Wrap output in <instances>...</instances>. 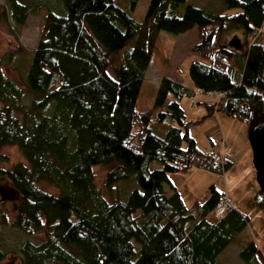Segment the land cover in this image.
Returning a JSON list of instances; mask_svg holds the SVG:
<instances>
[{
	"label": "trees",
	"instance_id": "1",
	"mask_svg": "<svg viewBox=\"0 0 264 264\" xmlns=\"http://www.w3.org/2000/svg\"><path fill=\"white\" fill-rule=\"evenodd\" d=\"M31 1L6 0L1 12L22 27L46 10L36 46L21 51L28 63L19 80L4 73L0 58V146L17 145L27 161L0 168L19 197L11 222L1 209L0 229L44 236L21 244L22 263L224 264L219 255L250 219L236 207L215 218L223 194L213 185L188 205L171 183L175 172L232 166L197 147L189 127L198 122L180 103L197 89L222 93L206 116L220 112L244 122L248 133L264 123V0H149L142 20L132 16L138 0H56L57 9ZM236 25L245 50L221 45ZM193 28V87L163 76L152 107L137 109L158 33ZM96 165L106 167L103 189ZM128 182L136 186L105 197ZM253 202L264 207L260 188ZM9 253L0 239V262ZM238 254L242 264H264L252 239Z\"/></svg>",
	"mask_w": 264,
	"mask_h": 264
},
{
	"label": "rangeland",
	"instance_id": "2",
	"mask_svg": "<svg viewBox=\"0 0 264 264\" xmlns=\"http://www.w3.org/2000/svg\"><path fill=\"white\" fill-rule=\"evenodd\" d=\"M23 1L32 2L31 0ZM200 1H202L201 4H203L204 0ZM148 2L149 0H138L135 9L132 11V16L135 19H143ZM49 3L54 9H57V6H59L56 0H49ZM5 7L6 0H0V58L3 60L4 73L14 80H19V77L26 69L28 63V60L23 56L21 51L23 49H32L36 46L40 37L46 10L41 9L37 14H30L22 27H15L10 25L5 17L1 15L2 10L6 9ZM62 9L64 12L63 7ZM238 11V9H230L227 12L234 13ZM223 36L229 38L224 40ZM223 36L221 37V45L223 47L236 49L231 45V41L237 38L241 43V46L238 49H246V37L241 26L236 25L228 28L223 33ZM196 42V28L180 34H173L166 31H160L158 33L151 61L145 71V78L136 101L137 109L144 110L152 107L154 94L159 85V81L163 76L177 80L182 78L185 85L189 87L193 85L189 75V64L197 56L192 51V47ZM117 58L115 57L112 59V70L117 64ZM218 99L219 95L196 91L192 96H186L181 100L180 104L185 111L187 119L198 122L189 127V133L192 137L194 135L197 139H205L208 147H212L210 145V139H212L214 142V148L217 150L222 148V143H225L226 147L233 151L232 154L234 152L235 154L239 153L238 158L236 157L235 159V157H232V166L221 173L215 172L213 174L208 173L205 175L199 172L198 174H189L194 173V169L192 168L193 170H190V172L187 173L175 172L173 174L177 173L182 175V179H185V185L182 187V197L186 204H190V199L187 197L188 189L189 192H192L193 195L197 197V199L202 200L208 195L207 186H210L213 183L219 191L229 187L235 194H242V196L246 198V204L244 203L243 209L240 210L248 215L250 219L249 225L244 231L237 234L235 239L219 255V260L224 264H242V260L238 253L248 240H254L260 251L259 253L261 254V252H263L264 254V207L259 211L255 208L254 202L248 196L251 189V182L256 183V190L258 189L259 184L256 179L253 153L249 143L247 125L237 119L227 117L220 112L206 116L208 112L207 105L215 103ZM206 148L207 147H203L202 151ZM245 151L248 152V157H245ZM248 162L251 163L250 168L253 169V175L249 172ZM17 163L27 165V161L18 146H0V168L9 169ZM159 166L158 162L152 164L153 168ZM93 173L97 186L103 189L106 167L103 165L93 166ZM188 177L190 178L188 179ZM135 186V182L121 183L116 186V191L114 190L112 194L105 192V197L111 201L117 195L121 196ZM43 187L49 192L57 193V190L54 187L47 185H43ZM18 200V194L12 189L10 182L6 178H1L0 176V203H2L0 211L1 209L4 210L8 222H11L16 214ZM43 237V234L28 237L27 235L13 229H0L1 245L10 250V253L0 262V264H23L18 248L28 238L31 241L38 243ZM261 247L263 251H261ZM263 256L264 255L261 257L264 261Z\"/></svg>",
	"mask_w": 264,
	"mask_h": 264
},
{
	"label": "crops",
	"instance_id": "3",
	"mask_svg": "<svg viewBox=\"0 0 264 264\" xmlns=\"http://www.w3.org/2000/svg\"><path fill=\"white\" fill-rule=\"evenodd\" d=\"M223 36V35H222ZM227 38H229V37H227V36H223V39L224 40H226ZM190 87H193V85H191ZM186 97V96H185ZM184 99V97L182 98V100ZM192 105H194V104H192ZM216 113H219V112H214L213 113V115L214 114H216ZM193 138H194V140H195V143H196V145L199 147V149L200 150H202V148L203 147H207L205 150H203V151H206V150H208V149H214V150H217V149H215L214 148V142H213V140L212 139H210V145L212 146V147H208L207 146V143H206V141H205V139H197L194 135H193ZM223 146L225 147L226 146V144L225 143H222V145H221V147L223 148ZM222 148H220V149H222ZM220 149H218V150H220ZM238 155H239V153H236L235 154V152L232 154V157L234 158L235 157V159H236V157L238 158ZM244 155H245V157L247 156L248 157V152H246L245 151V153H244ZM232 157H231V159H232ZM235 161V160H234ZM231 162H232V164H233V161L231 160ZM249 163V162H248ZM249 168V172H251L252 173V175H253V169L252 168H250L251 167V163H249V166H248ZM194 169V170H193ZM193 169H190L191 171L193 170V172L194 173H189V174H198L199 172L200 173H202V174H208V173H210V174H213L214 172H211V171H208V170H205V169H200V168H193ZM190 170H188V171H186V173L187 172H190ZM248 172V173H249ZM255 172H256V170H255ZM208 176V175H207ZM183 177H182V175H179V174H171L170 175V180H171V183L173 184V186L178 190V192L180 193V195L182 196V193H183V191H182V187L185 185V179L183 180L182 179ZM186 178V177H185ZM190 177H188V179H189ZM256 183H252L251 182V184H250V186H251V189H250V191H249V194H248V196H249V198L253 201V195L259 190V187H258V189L256 190V185H255ZM210 185V184H209ZM211 185H213L214 187H215V184L213 183V184H211ZM210 185V186H211ZM210 186H207V190L209 189V187ZM216 188V187H215ZM217 189V188H216ZM219 189H221V188H219ZM218 190V189H217ZM219 191V190H218ZM168 192L170 193V191H169V189H168ZM187 192H188V194H187V197H189V199H190V204L193 202V201H195L196 199H197V197L196 196H194L193 195V193L192 192H189V189L187 190ZM220 193H222L223 194V196H225V197H227L230 201H232L234 204H235V207L239 210V211H241V212H243L242 210H240V209H243V207H244V203L246 204V198L244 197V196H242V194H235L234 193V191H232L229 187H227V189H221V191H219ZM254 193V194H253ZM253 194V195H252ZM251 195V196H250ZM183 198V197H182ZM184 200V199H183ZM190 204H188V205H190ZM255 206V205H254ZM255 208H257L256 206H255ZM258 209V208H257ZM263 209V208H262ZM259 211L261 210V209H258ZM259 250V249H258ZM261 251H263V249H262V247H261ZM260 252V251H259ZM260 254V253H259ZM261 254L262 255H264L263 254V252H261ZM260 254V255H261ZM261 255V256H262ZM264 257V256H263ZM262 258V257H261Z\"/></svg>",
	"mask_w": 264,
	"mask_h": 264
},
{
	"label": "water",
	"instance_id": "4",
	"mask_svg": "<svg viewBox=\"0 0 264 264\" xmlns=\"http://www.w3.org/2000/svg\"><path fill=\"white\" fill-rule=\"evenodd\" d=\"M231 45L239 48V39H233ZM249 143L253 153V163L256 170V179L264 197V123L253 127L248 133Z\"/></svg>",
	"mask_w": 264,
	"mask_h": 264
},
{
	"label": "built area",
	"instance_id": "5",
	"mask_svg": "<svg viewBox=\"0 0 264 264\" xmlns=\"http://www.w3.org/2000/svg\"><path fill=\"white\" fill-rule=\"evenodd\" d=\"M197 91L201 92V90H197ZM209 94H214L219 96L222 95V93H209ZM209 105H213V103ZM205 155L216 163H223L226 159H229L232 156V151L230 148L227 147H223V149L218 151L209 149L205 151ZM234 208H235L234 203L231 202L227 197L223 196L216 204L213 215L215 218H220Z\"/></svg>",
	"mask_w": 264,
	"mask_h": 264
}]
</instances>
